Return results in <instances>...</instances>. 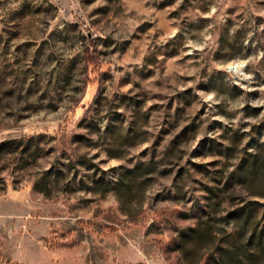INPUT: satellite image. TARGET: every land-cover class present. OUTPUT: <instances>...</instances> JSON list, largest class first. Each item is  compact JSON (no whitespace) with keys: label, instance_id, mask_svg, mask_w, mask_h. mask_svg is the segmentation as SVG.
<instances>
[{"label":"rangeland","instance_id":"rangeland-1","mask_svg":"<svg viewBox=\"0 0 264 264\" xmlns=\"http://www.w3.org/2000/svg\"><path fill=\"white\" fill-rule=\"evenodd\" d=\"M0 264H264V0H0Z\"/></svg>","mask_w":264,"mask_h":264},{"label":"trees","instance_id":"trees-1","mask_svg":"<svg viewBox=\"0 0 264 264\" xmlns=\"http://www.w3.org/2000/svg\"><path fill=\"white\" fill-rule=\"evenodd\" d=\"M87 59V62H94V60L92 58H89V56L86 58Z\"/></svg>","mask_w":264,"mask_h":264}]
</instances>
